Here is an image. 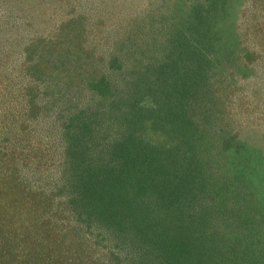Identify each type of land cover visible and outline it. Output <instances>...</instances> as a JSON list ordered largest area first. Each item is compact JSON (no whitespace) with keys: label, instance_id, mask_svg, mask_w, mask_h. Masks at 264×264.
I'll return each mask as SVG.
<instances>
[{"label":"rangeland","instance_id":"obj_1","mask_svg":"<svg viewBox=\"0 0 264 264\" xmlns=\"http://www.w3.org/2000/svg\"><path fill=\"white\" fill-rule=\"evenodd\" d=\"M31 50L44 80L22 73ZM12 165L35 192L69 176L122 224V252L148 245L142 264L178 258L177 237L189 264H264V0H0V174Z\"/></svg>","mask_w":264,"mask_h":264},{"label":"trees","instance_id":"obj_2","mask_svg":"<svg viewBox=\"0 0 264 264\" xmlns=\"http://www.w3.org/2000/svg\"><path fill=\"white\" fill-rule=\"evenodd\" d=\"M35 56L34 50L28 53L22 73L29 76L28 78H34L35 81H41L44 79L38 78L40 75L38 69L41 65L44 69H48V66L47 62L42 60L44 54ZM36 68L37 70L34 71ZM42 72L46 73L44 70ZM42 82L45 85V97L48 98V95L52 93L53 84L49 81L48 83ZM60 91H62L61 88H59ZM23 94L30 106L29 116H35L42 106L41 103H44L43 98L38 101V97L42 96L38 83L27 85ZM50 101L49 99L46 103ZM46 103L43 105L44 109L48 108ZM69 112L72 113V111ZM69 118L74 117L71 114ZM116 153L122 157L121 152L116 151ZM134 170L127 165L123 172L131 178L135 176ZM18 172V167L12 165L10 169L0 174V264H119L121 261L118 259L121 260V253H126V258L132 259L134 256L133 264H142V261L146 259L148 245H144L140 239L133 241L134 245L131 249H124L122 252L123 244L120 241L124 240L125 235L122 234V224H118V227L114 221L115 218H108V215L100 211L98 206L91 207L80 194L77 184L69 176L61 186L62 189L44 193L43 191H31L25 183V178L19 176ZM115 176L116 171L113 170L105 176L104 180L108 188L113 185L119 186L120 183L115 182ZM84 185L85 182H83V187ZM84 192L88 193L86 189ZM62 194L69 197L65 206L62 202L56 204L57 195ZM109 198V195L104 196V199ZM67 210L69 212H66ZM60 218L68 219V223L66 225L56 224L55 222ZM96 223L101 229L98 234L94 232ZM112 235H115L116 239ZM106 240L111 241L110 250L105 252L101 248L100 252L97 247L94 249V246ZM176 240L177 243L180 242L182 250L179 253L180 256L177 258L166 254L163 264L193 263L192 258L186 255L184 250L185 240H179L178 237ZM119 244L121 249L116 252ZM96 251L100 252L99 257H96L94 253Z\"/></svg>","mask_w":264,"mask_h":264}]
</instances>
